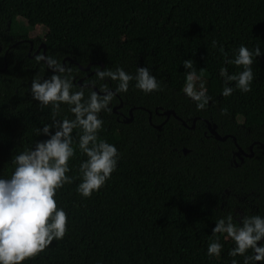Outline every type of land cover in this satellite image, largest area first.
I'll return each mask as SVG.
<instances>
[{"label": "trees", "instance_id": "obj_1", "mask_svg": "<svg viewBox=\"0 0 264 264\" xmlns=\"http://www.w3.org/2000/svg\"><path fill=\"white\" fill-rule=\"evenodd\" d=\"M38 25L46 34L32 38L34 47L41 39L45 55L62 65L73 59L66 75L85 98L93 86L115 92L116 81L96 77L103 69L135 76L147 67L160 87L145 94L132 80L127 92L115 93L111 110L98 114V138L116 146L119 160L88 198L76 191L87 157L73 129L66 173L73 181L54 196L67 215L66 233L23 264H243V256L228 255L234 242L212 228L228 215L237 226L243 216H264V0H0V178L11 177L15 155L47 139L37 130L54 119L51 105L41 107L29 91L34 77L52 74L34 59L45 47L29 51L26 37ZM241 44L259 46L262 55L251 66V91L225 97L219 69L242 70L226 63ZM188 59L207 89L203 109L181 91ZM170 109L181 119H167ZM72 118L67 105L55 116ZM210 126L228 138L218 139ZM234 138L248 153L240 154L244 160ZM217 237L221 253L209 257L207 245Z\"/></svg>", "mask_w": 264, "mask_h": 264}, {"label": "clouds", "instance_id": "obj_2", "mask_svg": "<svg viewBox=\"0 0 264 264\" xmlns=\"http://www.w3.org/2000/svg\"><path fill=\"white\" fill-rule=\"evenodd\" d=\"M212 46L216 47L215 40ZM260 55L259 46L249 49L241 44L234 50L233 57L226 59V63L242 70L229 74L225 67L219 69L224 82L222 96L231 95L234 89L251 91L254 79L251 66ZM34 59L37 63L43 62L52 74L48 78L34 77L29 91L32 100L41 107L51 105L54 119L51 125L44 124L37 130L38 136L47 139L36 141L33 147L15 155L11 177L0 178V264H23L45 250L53 240L63 239L67 215L63 208L57 207L54 196L64 184L73 181V177L66 175L70 170L68 161L75 152L73 129L80 130L78 148L87 157L79 166L80 183L76 191L88 198L110 179L119 160L116 146L98 138L97 133L103 125L98 114L102 110L110 111L108 106L115 93L127 92L132 80H135L134 87L145 94L160 87L147 67H137L135 76L120 67L103 69L95 73L96 77L116 81L115 92L102 85L99 92L93 90L85 98L83 90L72 91V79L55 57L38 54ZM182 65L187 71L181 91L196 102L198 110L203 109L209 101L204 81L193 68L192 60H184ZM92 84L95 85V81ZM61 105H67L74 118L55 120ZM232 220L231 215L216 220L212 235L226 234L225 238L234 242L228 255L243 256V264H257L258 261L264 264V243L258 245L264 238V216H243L239 226ZM221 248L217 237L207 245V255L218 257ZM249 250L252 254L245 255ZM231 264H238V261L232 259Z\"/></svg>", "mask_w": 264, "mask_h": 264}, {"label": "water", "instance_id": "obj_3", "mask_svg": "<svg viewBox=\"0 0 264 264\" xmlns=\"http://www.w3.org/2000/svg\"><path fill=\"white\" fill-rule=\"evenodd\" d=\"M30 43H31V45L33 46V41L32 40H30ZM43 46L45 47L44 48V52H43V55H45V50H46V45H45V43L43 44ZM0 51H1V46H0ZM7 53V52H6ZM67 59H69L71 62H74V60L73 59H71V58H65L64 60H63V66L65 67L66 66V60ZM102 65H104V63H101ZM90 66H91V64H89L88 66H86V67H84V66H82L81 65V68L83 69V70H89L90 69ZM83 78L82 79H80L79 81H78V83L80 84V85H83ZM87 85H90V84H87ZM94 87V89L97 91V92H99V89H98V87L97 86H93ZM123 105V103L121 102L119 105H117V106H115L114 107V110L115 111H117L121 106ZM117 112H119V111H117ZM166 115H167V119L173 114V115H175L177 118H179V119H181L177 114H176V112L173 110V109H170L169 111H167L166 113H165ZM133 119V112H132V110L130 111V117H129V119H128V121H131ZM150 122H152V115H150ZM183 123H184V125H187V123L185 122V121H183ZM195 125V124H194ZM193 125V126H194ZM156 127H158V128H160L161 127V125H156ZM212 126H210V130H211V132L214 134V135H216L217 137H218V139H220V140H226L227 138H228V136L229 135H226V136H221L214 128H211ZM216 127V126H215ZM235 139V142H236V144H237V140H236V138H234ZM263 145V147H264V144H262ZM237 146H238V148H239V152H238V155L240 156V154L241 153H243V154H248L246 151H244L238 144H237ZM252 147H253V145L251 146V150H252ZM185 152H187V149H185L184 150ZM264 240V238H262V240L261 241H263ZM261 241H259L258 242V245L260 244V242ZM257 264H261V262H257Z\"/></svg>", "mask_w": 264, "mask_h": 264}, {"label": "rangeland", "instance_id": "obj_4", "mask_svg": "<svg viewBox=\"0 0 264 264\" xmlns=\"http://www.w3.org/2000/svg\"><path fill=\"white\" fill-rule=\"evenodd\" d=\"M21 20L23 22H25L26 20V15L25 14H21L20 16ZM46 34V29L43 26H36L35 28H33L32 30H30V33L27 35V37L30 39L32 37H40L43 38ZM124 36L127 37L129 36V33L127 31L124 32ZM221 62H218V67L220 68ZM227 241H231L230 238H226Z\"/></svg>", "mask_w": 264, "mask_h": 264}, {"label": "flooded vegetation", "instance_id": "obj_5", "mask_svg": "<svg viewBox=\"0 0 264 264\" xmlns=\"http://www.w3.org/2000/svg\"><path fill=\"white\" fill-rule=\"evenodd\" d=\"M35 37V36H34ZM38 37V36H37ZM33 38V37H32ZM32 38H28V37H26V40L27 41H29L30 42V40H32ZM38 38H40V37H38ZM41 39H39L38 40V46L35 48L34 47V41H33V46L31 45V47H30V49H29V51L31 52V51H33L34 50V54H38L39 53V51H40V49L43 47V44H44V42H41L40 41ZM87 77V76H86ZM83 79H85V78H83ZM90 84V83H89ZM244 155H246V154H244ZM248 155V154H247ZM246 155V156H247ZM239 156V155H238ZM240 157L242 158V160H244V157L243 156H241L240 155Z\"/></svg>", "mask_w": 264, "mask_h": 264}]
</instances>
